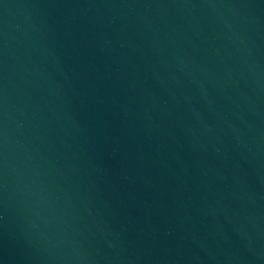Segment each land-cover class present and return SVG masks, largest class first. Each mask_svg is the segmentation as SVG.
Here are the masks:
<instances>
[{
    "label": "water",
    "instance_id": "obj_1",
    "mask_svg": "<svg viewBox=\"0 0 264 264\" xmlns=\"http://www.w3.org/2000/svg\"><path fill=\"white\" fill-rule=\"evenodd\" d=\"M0 264H264V0H0Z\"/></svg>",
    "mask_w": 264,
    "mask_h": 264
}]
</instances>
